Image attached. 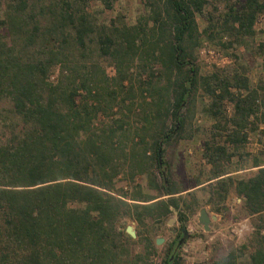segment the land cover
Masks as SVG:
<instances>
[{
	"label": "trees",
	"instance_id": "1",
	"mask_svg": "<svg viewBox=\"0 0 264 264\" xmlns=\"http://www.w3.org/2000/svg\"><path fill=\"white\" fill-rule=\"evenodd\" d=\"M89 1L4 0L0 103L7 106L0 107V264H139L153 245L145 238V251L134 253L122 220L163 219L170 207L180 210L179 199L128 202L154 197L115 195L117 175L141 172L152 161L159 168L162 145L180 130L185 122L181 110L198 88L208 99L209 117L217 120L228 101L235 128L249 119L264 122V89L252 84L241 64L198 75L192 57L197 15L204 18L202 31L209 39H239L253 34L264 0L227 3L217 28L216 19L204 14L207 0H142L144 14L120 25L91 19ZM93 1L103 9L115 2ZM220 43L232 48L235 41ZM101 58L115 68L112 81L99 65ZM144 91L146 107L139 108L135 99ZM101 113L106 121L98 120ZM239 131L229 132V141L243 142ZM214 136L212 131L202 148L212 177L222 171L225 155ZM161 181L162 194L177 191L162 176ZM233 184L247 215L264 211V166ZM224 186V181L208 185L209 202L224 200ZM253 238L240 264H264V228L258 227ZM236 259L231 250L213 264H237ZM161 264H178V259L168 254Z\"/></svg>",
	"mask_w": 264,
	"mask_h": 264
},
{
	"label": "rangeland",
	"instance_id": "2",
	"mask_svg": "<svg viewBox=\"0 0 264 264\" xmlns=\"http://www.w3.org/2000/svg\"><path fill=\"white\" fill-rule=\"evenodd\" d=\"M207 1L204 14L211 16L213 22L216 19L214 28H217L219 26L217 18L221 19L226 4L236 0ZM3 8L4 0H0V18ZM86 11L89 17L97 22L113 20L116 25H120L123 23L133 24L141 14H144L145 7L142 0H115L111 9H103L97 1L90 0ZM195 20L198 45L194 48L192 57L198 75L208 74L214 68L221 69L232 64H241L244 74L252 84L264 89V58L262 56L264 47L259 49L260 44L264 45V12L257 16L253 24V34L239 39L236 36L223 37L220 40L217 38L209 39L202 31L205 26L204 18L197 15ZM232 40L235 41L232 43V48L222 46L220 43L223 42L225 45ZM233 54L238 56L236 61L233 59ZM220 57L225 58L226 61L220 62ZM99 65L103 69L105 77L112 81L111 78L115 73L113 64L107 58H101ZM147 96L146 91L142 94L138 92L135 101L139 108L146 107ZM192 99L191 104L181 110L185 122L180 130L174 133L169 141L163 143L160 168L156 167L152 161L148 167L138 173L132 172L130 174L129 170H124L117 175L114 181L113 193L115 195L124 198L158 195L160 193L158 186L162 183L159 171L162 169L165 171V179L171 181L172 187L181 189L192 186L202 170L201 162L197 156L202 150L203 142L211 137L212 131L215 134L214 140L223 142L227 140V144H231L228 151L229 156L233 155L230 160L232 164L229 167L230 171L237 170L240 165L250 168L232 174V176L236 178L248 177L255 172L254 169H251L253 164L264 162V122L249 119L243 128L238 129L229 120L232 113L230 102L224 101L223 108L220 109L218 115L219 119L215 120L207 114L208 99L203 95L200 88L197 89ZM1 106L6 107L7 104L0 103ZM106 118V114H98L99 121H106ZM214 125L218 127L213 128ZM232 130H240V134L243 131L245 140L241 143L229 141L227 134ZM0 137L3 138L4 136L0 134ZM180 196V204H182L180 210H172L163 219L156 221L144 218L141 223L130 218L122 220L124 235L128 236L124 231L127 224L135 232V237H130L131 240H134L132 245L134 253L145 251V238H148L153 245L147 259L139 261V264H161L164 256L168 254H174L178 259V264H213L215 260L231 250L236 255L237 264L244 262L247 253L252 248L249 243L254 239L255 231L258 227L264 228V211L258 215H247L241 207L240 197L232 188L228 190L222 202L214 204L206 203L205 194L200 191L195 192V198L190 193L180 194ZM131 201L128 200V202ZM198 202L199 205L206 203L209 214H217L216 219L208 224L209 227L206 231L197 222L198 206L196 204ZM169 217L173 218V221L166 224L165 221ZM175 219H177V223ZM176 227L177 229L183 228L186 236L173 251L172 246L168 247L173 240L177 239L175 233H171V229ZM156 238H161L159 244L154 243ZM242 245H246V247L243 248ZM240 251L242 253H239Z\"/></svg>",
	"mask_w": 264,
	"mask_h": 264
},
{
	"label": "crops",
	"instance_id": "3",
	"mask_svg": "<svg viewBox=\"0 0 264 264\" xmlns=\"http://www.w3.org/2000/svg\"><path fill=\"white\" fill-rule=\"evenodd\" d=\"M232 114V113H231ZM210 129H211V126H210ZM209 139V138H208ZM207 139V140H208ZM217 139H219V138H217ZM206 141V140H205ZM204 141V142H205ZM215 142H216V144H218V145H223L224 146V148H225V155H224V157H223V160H224V164H223V166H222V171L219 173V175H217V176H214V177H212L210 174H211V172H212V166H211V164L210 163H208V161H206L205 160V158L203 157V155H202V150H200V152H199V155L197 156V158H199V161L201 162V165L200 166H202L201 168H202V170H201V172L199 173V175H198V177H197V179H195L194 180V182H193V184H192V186H190V187H185V188H174V189H177V191L175 192V193H172V194H162L161 192L158 194V195H156V196H151V197H154L153 199H151V200H149V201H144V202H139V201H136V200H132L133 202H137V203H148V202H152V201H155V200H158V199H166L167 197H170V196H173V197H175V198H177V199H179V203H178V205H182V204H180L181 203V196H180V194H185V193H190L191 195H193V198H195V192L196 191H200V192H202V193H204L205 194V202L206 203H208V204H212V203H209V199H210V193H209V187H208V185H211V184H214V183H216V182H221V181H224V183H225V186H224V188H225V191H226V194H227V192H228V190L229 189H233L234 190V181L235 180H237V179H239V178H241V177H234V176H232V174H237V173H239V172H243V171H246V170H248V169H250V168H248V167H243L242 165H240L239 167H237V170H232V171H230L229 170V167L230 166H232V164L230 163L231 161V159L233 158V155L232 156H229V154H228V151H229V146H231V144H227V141H225V142H223V141H220V140H214ZM204 142H203V144H204ZM162 148H163V145H162ZM202 148H203V145H202ZM163 155V154H162ZM162 157V156H161ZM232 157V158H231ZM161 159V158H160ZM160 159H158V160H160ZM199 162V163H200ZM161 163V162H160ZM160 163H159V168H160ZM261 166H264V162L263 163H255V164H253V166H251V169H254L255 171L257 170V168H259V167H261ZM245 168V169H244ZM161 171V176H162V180L165 182V184H168L167 186L169 187V186H171L172 184H171V181L170 180H166L165 179V171H164V169H162V170H160ZM254 173V172H253ZM252 173V174H253ZM159 191V190H158ZM226 194H225V196H226ZM225 198V197H224ZM126 199H127V197H126ZM127 200H129V199H127ZM131 201V200H130ZM220 202V201H219ZM206 203H204L205 205H199V202H198V204H196V206H198V213H199V210L201 209V208H204V210L206 211V213L208 214V216L210 217V216H214L215 217V219H216V215L217 214H209L208 213V210H207V208H206ZM180 206H179V208H180ZM170 209H171V211L172 210H178V209H174V208H171L170 207ZM171 213V212H170ZM169 213V214H170ZM168 214V215H169ZM198 217V216H197ZM171 217H169V218H167L166 219V221H165V223L166 224H169V223H171L172 221H173V218H171ZM150 219H152V218H150ZM215 219H211L210 218V220H209V223L211 222V221H213V220H215ZM154 220V219H153ZM156 221L157 220H160V219H155ZM176 220V223H177V219H175ZM198 222V221H197ZM174 231V232H173ZM175 231H177V227L176 228H172L171 229V233H175ZM154 243H155V240H154Z\"/></svg>",
	"mask_w": 264,
	"mask_h": 264
},
{
	"label": "water",
	"instance_id": "4",
	"mask_svg": "<svg viewBox=\"0 0 264 264\" xmlns=\"http://www.w3.org/2000/svg\"><path fill=\"white\" fill-rule=\"evenodd\" d=\"M210 218L215 219L214 216L209 217L208 214L206 213V211L204 210V208H201L199 210L197 221H198V223H200L202 225V228L204 231L208 230V227H209L208 224H209ZM124 231L126 232V234H128L129 237H131V238L135 237V232L130 225L127 224L124 228ZM160 242H161V238L155 239V244H159Z\"/></svg>",
	"mask_w": 264,
	"mask_h": 264
},
{
	"label": "flooded vegetation",
	"instance_id": "5",
	"mask_svg": "<svg viewBox=\"0 0 264 264\" xmlns=\"http://www.w3.org/2000/svg\"><path fill=\"white\" fill-rule=\"evenodd\" d=\"M175 235L178 236V237H177V240H176L175 244L172 245L173 251L181 244L182 240L186 236V233L183 230V228H178L177 231H175Z\"/></svg>",
	"mask_w": 264,
	"mask_h": 264
},
{
	"label": "built area",
	"instance_id": "6",
	"mask_svg": "<svg viewBox=\"0 0 264 264\" xmlns=\"http://www.w3.org/2000/svg\"><path fill=\"white\" fill-rule=\"evenodd\" d=\"M219 60H220V62L226 61L225 58H223V57H220Z\"/></svg>",
	"mask_w": 264,
	"mask_h": 264
}]
</instances>
